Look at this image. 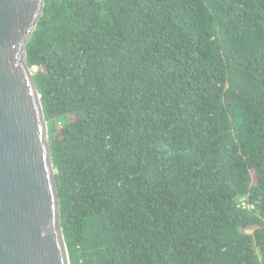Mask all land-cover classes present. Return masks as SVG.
Wrapping results in <instances>:
<instances>
[{
    "label": "trees",
    "instance_id": "16d2710c",
    "mask_svg": "<svg viewBox=\"0 0 264 264\" xmlns=\"http://www.w3.org/2000/svg\"><path fill=\"white\" fill-rule=\"evenodd\" d=\"M27 59L71 264H264V0H45Z\"/></svg>",
    "mask_w": 264,
    "mask_h": 264
},
{
    "label": "water",
    "instance_id": "95a60500",
    "mask_svg": "<svg viewBox=\"0 0 264 264\" xmlns=\"http://www.w3.org/2000/svg\"><path fill=\"white\" fill-rule=\"evenodd\" d=\"M45 0H0V264H71L48 123L27 59Z\"/></svg>",
    "mask_w": 264,
    "mask_h": 264
},
{
    "label": "bare ground",
    "instance_id": "6f19581e",
    "mask_svg": "<svg viewBox=\"0 0 264 264\" xmlns=\"http://www.w3.org/2000/svg\"><path fill=\"white\" fill-rule=\"evenodd\" d=\"M242 200H244V198H242ZM245 207H249L250 209H253L252 205H250L249 203H244Z\"/></svg>",
    "mask_w": 264,
    "mask_h": 264
},
{
    "label": "clouds",
    "instance_id": "9594fccd",
    "mask_svg": "<svg viewBox=\"0 0 264 264\" xmlns=\"http://www.w3.org/2000/svg\"><path fill=\"white\" fill-rule=\"evenodd\" d=\"M252 207L254 208V206L252 205Z\"/></svg>",
    "mask_w": 264,
    "mask_h": 264
},
{
    "label": "rangeland",
    "instance_id": "374dc122",
    "mask_svg": "<svg viewBox=\"0 0 264 264\" xmlns=\"http://www.w3.org/2000/svg\"><path fill=\"white\" fill-rule=\"evenodd\" d=\"M34 69H36V68H34Z\"/></svg>",
    "mask_w": 264,
    "mask_h": 264
}]
</instances>
